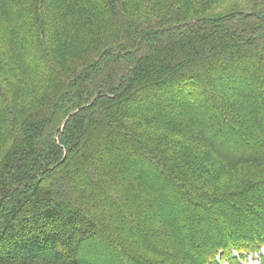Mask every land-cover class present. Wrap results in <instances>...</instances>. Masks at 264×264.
<instances>
[{"label":"trees","instance_id":"obj_1","mask_svg":"<svg viewBox=\"0 0 264 264\" xmlns=\"http://www.w3.org/2000/svg\"><path fill=\"white\" fill-rule=\"evenodd\" d=\"M264 0H0V264H264Z\"/></svg>","mask_w":264,"mask_h":264},{"label":"rangeland","instance_id":"obj_2","mask_svg":"<svg viewBox=\"0 0 264 264\" xmlns=\"http://www.w3.org/2000/svg\"><path fill=\"white\" fill-rule=\"evenodd\" d=\"M262 254H264V250H262ZM258 256V254H251L242 264H259Z\"/></svg>","mask_w":264,"mask_h":264}]
</instances>
